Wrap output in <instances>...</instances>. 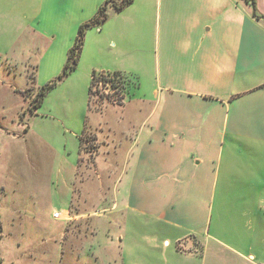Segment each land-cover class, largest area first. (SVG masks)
<instances>
[{"label":"crops","instance_id":"crops-1","mask_svg":"<svg viewBox=\"0 0 264 264\" xmlns=\"http://www.w3.org/2000/svg\"><path fill=\"white\" fill-rule=\"evenodd\" d=\"M104 1L0 7H31L32 23L46 19L50 39L68 26L69 49ZM254 1L133 0L87 29L81 52L90 85L94 74L126 79L118 106L131 131L87 120V101L75 133L88 124L95 138L94 129L109 132L116 154L126 137L124 159L111 165L115 198L127 192L123 211L158 221L202 261L211 245V264H264V0Z\"/></svg>","mask_w":264,"mask_h":264},{"label":"rangeland","instance_id":"rangeland-1","mask_svg":"<svg viewBox=\"0 0 264 264\" xmlns=\"http://www.w3.org/2000/svg\"><path fill=\"white\" fill-rule=\"evenodd\" d=\"M23 6L0 7L1 264H211V245L202 261L158 221L123 211L127 192L115 198L118 172L111 165L124 159L126 137L116 154L109 132L94 129L95 138L86 125L81 151L79 134L87 101V120L113 121L125 135L131 124L127 116L122 122L120 106L96 95L94 83L89 91L83 71L87 48L76 67L58 80L73 46L66 47L69 28L63 22L66 29L50 39L44 35L46 19L32 23L35 11ZM108 48L103 44L104 53ZM52 80L56 85L32 109L39 87Z\"/></svg>","mask_w":264,"mask_h":264},{"label":"trees","instance_id":"trees-1","mask_svg":"<svg viewBox=\"0 0 264 264\" xmlns=\"http://www.w3.org/2000/svg\"><path fill=\"white\" fill-rule=\"evenodd\" d=\"M250 1L252 4H254L253 0H246ZM133 0H105L97 9L96 14L88 21L82 23L78 26L76 31L75 40L73 43V46L69 49L68 55H67V61L63 67L62 73L58 76V80L62 79L65 75H67L71 70H73L77 63L79 55L82 51V47L84 44V38L86 30L91 27H98L102 23H104L108 19V12L110 9H114L116 11H120L124 9L126 6L131 4ZM115 80L117 82H120L121 79H125L122 75L118 73H114ZM120 76V77H119ZM100 78H104L105 74H99ZM57 81L52 80L41 87H39V90L37 92V95L32 100V109H37L43 100V97L46 95L49 89L54 87L56 85ZM124 86V85H123ZM89 91H91V85L89 87ZM83 133L79 137V150L81 151L83 149ZM1 264V259H0Z\"/></svg>","mask_w":264,"mask_h":264},{"label":"built area","instance_id":"built-area-1","mask_svg":"<svg viewBox=\"0 0 264 264\" xmlns=\"http://www.w3.org/2000/svg\"><path fill=\"white\" fill-rule=\"evenodd\" d=\"M114 76H115L114 73L105 74L104 78H100L99 74H94L92 76L91 88L94 83V91L97 96L99 97L103 96L104 98L109 99L111 103L119 105L123 101V98H124V94H123L124 79H121L120 82H117ZM53 216L55 218H60L61 214L54 213ZM178 247L180 248L179 245Z\"/></svg>","mask_w":264,"mask_h":264}]
</instances>
